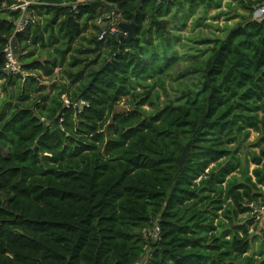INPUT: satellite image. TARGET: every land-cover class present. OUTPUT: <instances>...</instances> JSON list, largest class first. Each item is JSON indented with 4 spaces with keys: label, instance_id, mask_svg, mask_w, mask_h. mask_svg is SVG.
Segmentation results:
<instances>
[{
    "label": "trees",
    "instance_id": "1",
    "mask_svg": "<svg viewBox=\"0 0 264 264\" xmlns=\"http://www.w3.org/2000/svg\"><path fill=\"white\" fill-rule=\"evenodd\" d=\"M28 1L17 33L0 0V69L21 49V73L0 72V264H264V0L226 3L238 22L216 37L178 30L225 0Z\"/></svg>",
    "mask_w": 264,
    "mask_h": 264
},
{
    "label": "rangeland",
    "instance_id": "2",
    "mask_svg": "<svg viewBox=\"0 0 264 264\" xmlns=\"http://www.w3.org/2000/svg\"><path fill=\"white\" fill-rule=\"evenodd\" d=\"M228 2H232L234 7H236L238 5L237 1L225 0L223 2L224 4H223V7L221 10L210 9L207 15H203L202 11L200 10L197 15H192L189 18L185 28H180L178 30V32L184 36H190V35H193L195 37L222 36L225 33L224 29L226 27L235 26L236 23L238 22V19L231 18L234 15L233 11H231L229 14H221L220 16H218L221 12L227 13L229 8L226 6V3H228ZM238 11H242V10L238 9ZM110 16H111V14L107 10H104V12L102 13V15L99 18L100 21L98 22L99 23L98 25L106 26L108 24V22L110 21L109 20ZM213 17H216V18H213ZM179 27H181V23L179 22V19L178 18L174 19L172 22V26H171L172 31L174 33H176L175 29H178ZM94 31H95V29L92 26H89V30L86 33V36H88L90 33L94 32ZM83 45L86 46L85 43ZM178 70L179 69L173 70L171 72V76H168V78L166 80V90H167V93L170 94V96L172 98L177 95V93L179 91L178 89L180 88L179 80L174 79L178 75ZM56 75H57V78H60L62 76L61 71L59 69L56 71ZM148 82L150 83V80ZM2 85H3V81L0 79V97L1 98H3L5 95L2 91ZM137 90L143 92L145 89H143L142 87H138ZM156 93L159 94V99L156 101V103H157V105L161 106L167 100L166 92L164 91L163 88H161L160 86H157L155 89V95H156ZM130 97L131 96H126L124 98L123 102L118 107V110L126 108V106H127L126 103H127V101L130 100ZM144 108H146V110L150 111L152 109V106H145ZM258 139H259V134L256 132H253L250 139L247 140L246 145L251 147L252 146L251 144H254L255 142H257ZM250 150H251V148H250ZM244 151L247 152V150H244ZM257 227H260L259 230L257 229ZM250 229H251V233L253 235H260V236L262 235V233L260 232L261 226H258L256 223H253L252 226L250 227ZM156 231H157V229H156ZM258 246H259L258 242H255L254 247L258 248ZM146 260H147V258L144 259L143 264L146 262Z\"/></svg>",
    "mask_w": 264,
    "mask_h": 264
},
{
    "label": "built area",
    "instance_id": "3",
    "mask_svg": "<svg viewBox=\"0 0 264 264\" xmlns=\"http://www.w3.org/2000/svg\"><path fill=\"white\" fill-rule=\"evenodd\" d=\"M154 1L158 4H162V3H167L171 0H154ZM18 2H19V4L12 7V9L15 11L21 10L23 12V16L18 21L17 28H16V32L20 33L22 31H24L29 24V19H28L29 17L27 16L26 13H27V9L30 6V4L32 3V1L18 0ZM254 18L257 20L264 19V4L255 11ZM109 20H111L109 32L111 34H120L121 30L118 27L119 21H118V17L116 15V12L111 13ZM105 34L106 33H103L100 38L103 39V36ZM5 53H6L7 62L5 64V67L3 69H0V72H4L6 74H14V75L21 73V67H20V64L18 62L17 56L14 54L10 45L5 49ZM250 207H251V215L253 216L255 221L257 223L259 222L263 225L264 224V203H262L261 205H258V206L252 204V205H250Z\"/></svg>",
    "mask_w": 264,
    "mask_h": 264
},
{
    "label": "water",
    "instance_id": "4",
    "mask_svg": "<svg viewBox=\"0 0 264 264\" xmlns=\"http://www.w3.org/2000/svg\"><path fill=\"white\" fill-rule=\"evenodd\" d=\"M118 27L121 30V33L118 36L119 39H123L126 43H130L132 40H134L137 31L136 24L121 22L118 24ZM10 47L16 56L20 55L21 49L15 37L12 38Z\"/></svg>",
    "mask_w": 264,
    "mask_h": 264
}]
</instances>
